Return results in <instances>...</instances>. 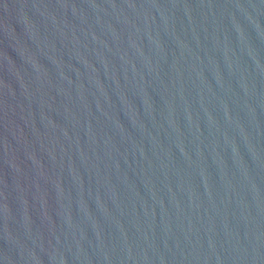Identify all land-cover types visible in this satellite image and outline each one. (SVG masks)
Returning a JSON list of instances; mask_svg holds the SVG:
<instances>
[{
    "label": "water",
    "instance_id": "obj_1",
    "mask_svg": "<svg viewBox=\"0 0 264 264\" xmlns=\"http://www.w3.org/2000/svg\"><path fill=\"white\" fill-rule=\"evenodd\" d=\"M0 264H264V0H0Z\"/></svg>",
    "mask_w": 264,
    "mask_h": 264
}]
</instances>
